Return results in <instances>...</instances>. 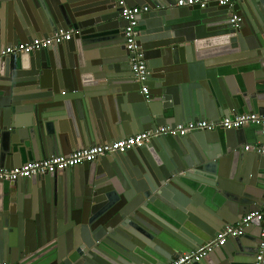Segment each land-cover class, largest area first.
Returning a JSON list of instances; mask_svg holds the SVG:
<instances>
[{
    "label": "water",
    "instance_id": "1",
    "mask_svg": "<svg viewBox=\"0 0 264 264\" xmlns=\"http://www.w3.org/2000/svg\"><path fill=\"white\" fill-rule=\"evenodd\" d=\"M178 1L126 0L150 9L138 27L149 65L144 95L115 0H0V166L264 114V0ZM61 30L74 32L61 45L1 55ZM258 132L162 136L124 155L0 181V264H169L199 251L264 204V155L251 141ZM253 227L258 234L247 230L194 264H253L263 224Z\"/></svg>",
    "mask_w": 264,
    "mask_h": 264
},
{
    "label": "built area",
    "instance_id": "2",
    "mask_svg": "<svg viewBox=\"0 0 264 264\" xmlns=\"http://www.w3.org/2000/svg\"><path fill=\"white\" fill-rule=\"evenodd\" d=\"M241 0H179L178 7L202 6L207 7L210 4L219 6H235ZM118 7L123 8V18L129 23L126 29V47L132 56L133 72L138 83L142 86L144 95H148L149 65L145 60V54L139 43L140 34L138 32L139 16L150 11L148 7H128L126 0H115ZM241 19L234 16L233 23L237 24ZM73 31H59L47 39L36 38L32 42L20 43L9 46L1 53L3 57L17 54H31L35 51L44 50L54 45H61L69 41L73 36ZM249 126H256L260 129L261 136L264 139V114L245 113L242 115L223 118L218 122L210 120H199L190 123L179 124L175 127L164 126L156 130H151L128 138L116 140L110 144L94 145L90 147L75 150L69 156H57L42 161L28 163L18 168H6L0 166V181L17 182L20 179H31L37 176L55 174L60 170L75 168L88 163H94L102 158L124 155L130 151L149 144L153 139L162 136H179L185 137L196 131H216L224 128L226 130H240ZM250 146L246 147L249 151ZM260 155H264V142L258 143L253 147ZM255 222L263 224L259 251L255 258L254 264H264V204L258 210L249 213L234 226H229L225 232L214 242L209 243L199 251L185 253L178 259L169 264H194L201 263L215 249L224 247L231 238L244 237L247 230Z\"/></svg>",
    "mask_w": 264,
    "mask_h": 264
},
{
    "label": "crops",
    "instance_id": "3",
    "mask_svg": "<svg viewBox=\"0 0 264 264\" xmlns=\"http://www.w3.org/2000/svg\"><path fill=\"white\" fill-rule=\"evenodd\" d=\"M256 113V112H255ZM232 117H234V115L232 116ZM257 137V138H256ZM120 139H124V138H120ZM252 139L253 140H251V141H253V142H256L257 141V139L259 140V143H261V141H262V136L259 134V132H258V134L257 135H252ZM119 140V139H118ZM251 143V142H250ZM250 146V145H249ZM90 147V146H89ZM247 147V146H246ZM251 147V146H250ZM82 148H84V147H82ZM79 149H81V148H79ZM246 152H248L247 150H245ZM203 224H205V222L204 221H201ZM207 224V223H206ZM200 228V229H199ZM203 227H201V225H195L194 226V230L195 231H198L199 232V230L201 231V232H203L202 229ZM249 230V232H250V236H253V235H255V234H258V228H256V227H253V228H250V229H248ZM217 235L218 234H216V237H217ZM219 237V236H218ZM218 237L216 238V239H218ZM212 239V238H211ZM196 240V239H195ZM192 241V240H191ZM193 243H196V242H194V240L192 241ZM206 245H208L207 243L206 244H204L202 247H205ZM227 245H228V243H227ZM226 245V246H227ZM210 256V255H209ZM206 262V264H209L207 261H205ZM253 264H254V262H253Z\"/></svg>",
    "mask_w": 264,
    "mask_h": 264
}]
</instances>
